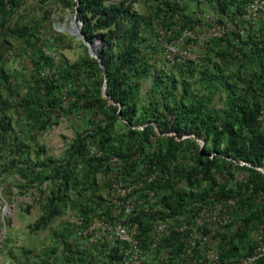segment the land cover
<instances>
[{
	"label": "trees",
	"instance_id": "trees-1",
	"mask_svg": "<svg viewBox=\"0 0 264 264\" xmlns=\"http://www.w3.org/2000/svg\"><path fill=\"white\" fill-rule=\"evenodd\" d=\"M30 1L41 8L45 20L49 19L54 8L76 12L84 37L90 42L99 39L103 42L100 62L87 54L67 68L61 66L59 71L60 78H75L78 85L85 89L83 95L75 96L81 106L92 111L95 108L104 111V126H98L95 131L101 157H88L86 148L84 150L85 141L80 134L76 151L74 148L72 151L71 157L84 156L87 161L83 176L88 178L92 175L91 183L95 186L94 171L111 156L120 160L118 168L124 178L133 177L139 181L154 172L166 174L167 177H157L152 184L164 194L162 206L170 209L173 215L192 214L191 217H194V211L190 206L195 197L204 199L211 194L209 190L199 189L208 181L209 189H218L223 199H237V208L232 216L237 211L244 212L239 232L231 238L219 234L220 261L232 260L245 247L248 250L242 255H251L255 240L253 244L250 243L247 228L251 222L258 223V227L264 223V176L257 170L264 165V37L252 40L251 48L238 46L239 35L236 32H231L225 39L209 40L211 46L207 52L213 69L205 67L199 71L202 89L198 92L213 95L215 85L222 84L228 99L224 107L210 109L207 106L209 97L191 95L187 82L177 80L167 68L158 69L152 61L153 52L162 49L156 36L160 29L168 32L166 36L170 34L173 37L184 28H192V24L198 20L193 11L186 12L185 8L169 0H162L155 7H147L145 13L134 8L136 3L144 0ZM211 1L215 10L224 14L232 6L241 9L239 5L246 0ZM21 4L22 0H0V28H6L15 36L25 39L31 34L23 28H7L10 18ZM172 26L176 28L172 29ZM232 41L234 51L229 48ZM32 52L36 54L37 50L33 49ZM37 56L38 59H32L37 71L52 63L49 56L45 59L42 53ZM230 56H235L241 65L249 60L256 67L244 80L241 93L235 90L237 83L232 85L226 82L219 69L221 60L224 62ZM192 71L190 66L180 69L185 76H192ZM9 77L0 69V93L9 96L6 100H0V186L3 192H7V181L18 178L20 181L14 185L16 189L28 193V187L32 186L43 195L47 193L42 190L43 183L52 177L60 178V184L50 189L41 204L42 216L36 224L37 229L41 230L60 213L58 201L62 200V189L67 191L70 186L78 185L77 182L70 183L74 165L70 164L69 170L64 172L62 165L56 166L49 159H41L37 146L38 134L49 129L55 111H66L60 108L63 89L57 82V76L52 75L29 86L24 95L19 96L18 90L6 85ZM148 81V91L143 95L142 85ZM105 82L106 98L102 93ZM178 84L181 96L176 94ZM15 118L22 121V124L17 123L24 126L25 132L23 128L17 132L13 122ZM196 139L205 141L203 150H200ZM31 145L37 147L33 153L30 151ZM193 150H196L194 164L188 163L182 167L178 160L187 159V151L192 154ZM241 162L247 165H240ZM234 170L247 175L244 188L248 194L233 192L218 183L216 176L225 173L224 178L233 177ZM174 176L186 183L184 188H178V182L172 179ZM193 190L199 193L194 194ZM90 210L87 205L83 208L85 214ZM92 212L112 219V214L103 206L100 209L92 208ZM131 219L139 224L141 236H145L149 219L140 212ZM259 235L264 240V235ZM176 236L171 241H165L166 245L171 244L172 249L175 240L181 242ZM104 247L107 249L109 246ZM177 247V251H174L178 257L183 249L180 245ZM109 248V254L102 255L97 264H117L119 248ZM174 258H168L166 264H177L173 263ZM256 264H264V257Z\"/></svg>",
	"mask_w": 264,
	"mask_h": 264
},
{
	"label": "rangeland",
	"instance_id": "rangeland-1",
	"mask_svg": "<svg viewBox=\"0 0 264 264\" xmlns=\"http://www.w3.org/2000/svg\"><path fill=\"white\" fill-rule=\"evenodd\" d=\"M111 2H117L120 0H110ZM162 0H144L136 3L134 8L140 12L145 13L147 7H155L156 4ZM170 2L177 4L181 8H185L186 12H194L197 14L198 20L192 24L193 32L197 33V41L194 42V47L191 50L190 60L188 66L193 70L192 76H185L180 72L179 67H169L165 64L162 56V46L160 45V51L153 52L152 61L156 63L158 69L167 68L177 80L188 83L190 94L199 97H209L210 102L207 104L210 109H220L224 107L227 102V94L222 84H216V92L210 95L207 92H198L202 89V81L200 79L199 71L205 67L213 69L211 58L207 52L211 46V43L204 35L206 26L205 16L207 14H220L213 6L211 0H169ZM246 2V1H244ZM243 3V2H242ZM235 7H230L226 13L223 14L224 18H230L233 15ZM72 12L64 10L62 8H54L52 14L48 20H45L41 8L34 5L30 0H22V4L17 9L16 13L12 15L10 23L7 24V28L21 27L31 35L25 39L19 38L9 32L6 28H0V69L6 72L10 76V81L6 83L7 86L13 88V90L19 91V96L24 95L29 86H34L41 79H44L50 74L57 76V82L63 89L60 95V108L66 110H58L52 115L49 129L45 130L37 136V146L40 149V158L49 159L56 166L62 165L64 172L69 170V166L74 165L75 171L70 175V183L77 186H70L67 191L62 189V200L58 201L60 213L52 218L45 229H37L36 224L40 222L42 216V203L44 202V196L49 194L50 189L57 188L60 184L59 177H52L50 180L45 181L42 185L47 193L40 195L36 187L29 186L28 193L18 190L14 187L20 179H9L6 183L8 188L7 192H3L0 186V264H97L100 258H102L104 246L108 245V242L104 240L97 247L91 248L87 243L83 242L76 237L75 228L78 219L82 216L92 214V208L100 209V207L107 202L111 194V186L115 179L124 177L121 174V169L118 168V164L113 162L114 158L111 156L109 160L103 161V166L98 167L94 171L93 178L95 179V186L91 183V176L85 178L83 176V170L87 167V161L84 156H74L72 151H76L75 145L77 144V137L88 141L90 144L99 148L96 140L98 135H95V131L98 126H104V111L100 108H95L93 111L80 105L75 99L77 95H83L85 89L78 85V82L67 76V72L64 73L66 78L59 77V71L61 66L66 68L73 63L82 60L88 52L87 48L83 47L82 42L76 40L74 36H71L66 31L56 30L57 25L65 24L66 27L70 25V16ZM170 22V21H169ZM175 29V26L171 27ZM256 31H264V23L258 22ZM165 30L163 34L160 32L156 35L160 39L164 36L167 39L172 40L179 34H174L170 37V34ZM187 42L184 44L186 45ZM224 46H227L226 44ZM229 48L234 51L235 45L232 41ZM36 49V54L33 51ZM42 53L44 59L49 56L52 59V63L42 66L39 71L34 69L32 59H38V54ZM89 55V54H88ZM213 59V58H212ZM64 64V65H63ZM255 64L245 61L241 65L235 56H230L228 60L224 62L221 60L219 69L222 71L223 79L230 83L236 84L239 93L242 92L244 80L250 77L251 73L255 70ZM43 74V75H42ZM195 77L194 82H190L189 79ZM150 81L142 85V94L145 95L148 91ZM183 84V83H182ZM181 87L178 84L176 88V94L181 96ZM199 95H198V93ZM9 96L6 93H0V100H6ZM264 116V114H263ZM88 120L90 122H88ZM15 129L19 132L20 128L26 131L22 126V121L19 119H13ZM17 122L21 123L18 124ZM88 132H91L88 134ZM156 132L158 129L156 128ZM88 135L84 138L85 135ZM24 136V134H21ZM94 136V138H93ZM79 138V139H80ZM86 139V140H85ZM200 150H203L206 143L202 139H196ZM74 146V147H73ZM36 146L31 145L30 151L33 153L36 150ZM86 147H84L85 150ZM196 150L187 151V159H179L178 163L185 167L188 163L194 164ZM33 157V154H32ZM69 164V165H68ZM96 164V163H93ZM112 168V169H111ZM264 168L261 167V169ZM233 177L222 178L216 176L219 184L226 186L228 189H232L233 192L239 191L240 193L248 194L249 192L244 188V182L246 174L239 171L233 173ZM263 175V174H262ZM53 176V175H52ZM264 176V175H263ZM180 177V175H178ZM178 177H172L173 180L178 182V188H184L185 182L181 181ZM23 183V182H21ZM35 186H38L35 185ZM210 183L204 182L199 189L209 190L208 192L218 200L223 201L222 197L218 193V189L210 190ZM211 191V192H210ZM57 192V191H56ZM194 194H198L197 190L192 191ZM203 199L201 197H195L192 201V208H195L200 204ZM91 208L86 214L83 208ZM154 210L159 214L162 211V201L157 200L152 204ZM228 209V208H227ZM199 212V211H197ZM213 213V210L211 211ZM233 213V212H232ZM231 213V215H232ZM192 214L173 215L175 222H184L191 218ZM244 216L243 211H237L234 216L231 217V221L228 226L223 229L221 233L211 232L213 223L208 220H202L204 227L202 234L206 237V247L212 251L210 253L211 258L207 257L204 250H198L195 255L199 264H238V260L243 256L242 252H247L248 248H244L238 256H235L232 260H227L222 263L216 262L213 256H220L219 250V234L227 235L228 238L234 236L238 231V227L242 224L241 220ZM264 219V218H263ZM255 223V222H254ZM251 222L247 228L249 234L250 243L257 238L259 234L264 235V223L258 227V223ZM211 224V226L209 225ZM254 224V225H253ZM223 227L216 226L215 229L222 230ZM210 230L209 233H204L205 230ZM151 231V228L145 230V235ZM223 237V236H222ZM63 240V241H62ZM175 246L168 245V252L160 256L158 260L152 259L158 253H151L148 264H166L168 258H174L173 263L187 264L189 263L188 256L190 255V247L187 239H181L180 243L173 242ZM181 246L183 251L178 255L175 254L177 246ZM175 250V251H174ZM242 255V256H241ZM158 262V263H157ZM187 262V263H186Z\"/></svg>",
	"mask_w": 264,
	"mask_h": 264
},
{
	"label": "built area",
	"instance_id": "built-area-1",
	"mask_svg": "<svg viewBox=\"0 0 264 264\" xmlns=\"http://www.w3.org/2000/svg\"><path fill=\"white\" fill-rule=\"evenodd\" d=\"M239 6L241 9L235 8L230 18H224L221 13L207 14L203 21L207 28L204 33L206 39H225L231 32H236L239 35L238 46L251 48L252 40L264 37V31L255 30L258 22L264 23V0H246ZM160 32L163 34V30L160 29ZM197 37V33L193 32L191 28H184L172 40L161 36L159 40L165 64L169 67L179 68L188 66L191 50ZM186 42L187 44L184 45ZM52 75L54 74H50V76ZM195 80V77L189 79L190 82ZM86 136L88 135L86 134L84 137ZM85 147L88 157H101L102 152L88 141H86ZM113 162L120 164L118 158H114ZM240 165L247 164L241 162ZM225 176V173L220 175L222 178ZM157 177L164 178L167 175L154 172L139 181L133 177L115 179L110 189V197L103 204V207L112 214V219L109 220L99 212L82 216L76 223V237L91 248L97 247L104 240L108 242L109 247L118 246L117 264H148L149 258L155 256L151 255L153 252L158 254L152 259H160V256L168 252V245H171H166L165 241H171L175 234L179 239H187L189 243L191 253L188 256L189 263L186 262L187 264H199L195 255L198 250H204L205 255L211 258L212 251L205 249L206 237L202 234V230H204L202 220H208L214 224L211 228L212 234L221 233L231 221V213L237 208V199L225 200L222 198L223 203L213 196L215 194H209L195 210L193 208L194 217L178 223L174 221L170 209L163 207L162 213L159 214L152 207V204L161 200L164 195L163 192L157 191L152 186ZM212 210L213 213H211ZM139 212L149 219L151 231L145 236H141L139 224L131 219ZM209 225L211 226V224ZM216 226L223 228L222 230L215 229ZM209 231L207 229L204 233H209ZM109 247L103 250L104 256L109 254ZM212 257L214 258L212 260H216L217 263L220 261V256L212 255ZM262 257H264V240L261 235H258L251 255L241 257L238 264H256V261Z\"/></svg>",
	"mask_w": 264,
	"mask_h": 264
},
{
	"label": "water",
	"instance_id": "water-1",
	"mask_svg": "<svg viewBox=\"0 0 264 264\" xmlns=\"http://www.w3.org/2000/svg\"><path fill=\"white\" fill-rule=\"evenodd\" d=\"M73 25L76 26V29L72 28ZM71 28V29H70ZM56 30L58 31H66L68 32L71 36H74L76 38V40H78L79 42H82V44L87 48V52L89 54L90 57L96 59L97 61L100 62V51H101V48H102V40H95L93 42H90L88 41L83 33H82V23L77 19V15H76V12H73L70 16V25L69 27H66L65 24H60V25H57L56 27ZM94 43H97L95 48H93L92 52L90 51V45L91 44H94ZM106 82L104 83L103 87H102V93H103V96L106 98L107 95L105 94V90H106ZM261 174L264 175V168H258L257 169Z\"/></svg>",
	"mask_w": 264,
	"mask_h": 264
},
{
	"label": "bare ground",
	"instance_id": "bare-ground-1",
	"mask_svg": "<svg viewBox=\"0 0 264 264\" xmlns=\"http://www.w3.org/2000/svg\"><path fill=\"white\" fill-rule=\"evenodd\" d=\"M72 28H73V29H74V28L76 29V26L73 25ZM70 29H71V28H70ZM96 44H97V43H94V44H91V45H90V49H91L90 51H91V52H92L93 48H95Z\"/></svg>",
	"mask_w": 264,
	"mask_h": 264
}]
</instances>
